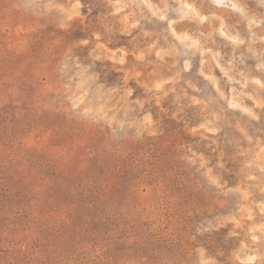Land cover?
<instances>
[{
    "label": "clouds",
    "instance_id": "clouds-1",
    "mask_svg": "<svg viewBox=\"0 0 264 264\" xmlns=\"http://www.w3.org/2000/svg\"><path fill=\"white\" fill-rule=\"evenodd\" d=\"M0 264H264V0H0Z\"/></svg>",
    "mask_w": 264,
    "mask_h": 264
}]
</instances>
